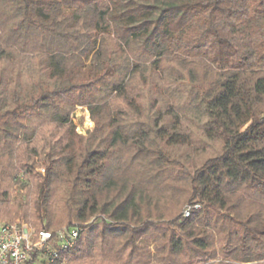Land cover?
Returning a JSON list of instances; mask_svg holds the SVG:
<instances>
[{
	"label": "trees",
	"instance_id": "obj_1",
	"mask_svg": "<svg viewBox=\"0 0 264 264\" xmlns=\"http://www.w3.org/2000/svg\"><path fill=\"white\" fill-rule=\"evenodd\" d=\"M38 137L52 264H264V0H0V218Z\"/></svg>",
	"mask_w": 264,
	"mask_h": 264
},
{
	"label": "built area",
	"instance_id": "obj_2",
	"mask_svg": "<svg viewBox=\"0 0 264 264\" xmlns=\"http://www.w3.org/2000/svg\"><path fill=\"white\" fill-rule=\"evenodd\" d=\"M192 209L183 211L188 217ZM94 221L91 218L80 224L64 226L55 231L45 228L36 230L28 224H0V264H52L60 257L61 251L68 250L80 239L83 226Z\"/></svg>",
	"mask_w": 264,
	"mask_h": 264
},
{
	"label": "rangeland",
	"instance_id": "obj_3",
	"mask_svg": "<svg viewBox=\"0 0 264 264\" xmlns=\"http://www.w3.org/2000/svg\"><path fill=\"white\" fill-rule=\"evenodd\" d=\"M48 0H45L47 2ZM80 5L85 4L83 3H78ZM66 11H69L68 9H65ZM89 11L88 13L86 12H81L79 15V23L82 21H86L84 14H87L86 16H89ZM75 133L78 135H85L87 131L91 130L94 127L93 121L90 119L89 112L86 107H79L76 108L75 111L73 112L71 119H70ZM56 132V133H54ZM60 133V129H55V127H46L43 129V132L41 136L44 138L49 137V134H58ZM44 140H42L40 137H38V140L35 142H32L28 150L35 149L36 151H39L41 154L35 155V154H30V152H27L28 156H30L31 160H29V171H32V174L29 176H24V184L19 183L14 185L12 187L11 192H10V198L11 202L13 205L16 206L17 211L12 215L11 218H0V224H11V223H17V224H28L31 227H34V224L37 222V218H44L43 214V209L41 210L40 216H37L35 213L36 205L35 202L39 201V192L41 191L40 187V180L45 175L46 171V166L43 165L42 158H43V146H44ZM26 150L25 147L23 146L21 149H19L20 153L23 154V152ZM21 173V172H20ZM24 185H27V187H24ZM40 202V201H39ZM41 205V204H40ZM27 211V213H25ZM35 217V218H34ZM39 221V220H38ZM88 222V221H87ZM44 223V220H43ZM70 223L72 224H78L77 222L71 221ZM85 223V222H83ZM67 224L63 225L62 227L66 226Z\"/></svg>",
	"mask_w": 264,
	"mask_h": 264
}]
</instances>
